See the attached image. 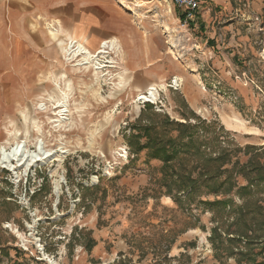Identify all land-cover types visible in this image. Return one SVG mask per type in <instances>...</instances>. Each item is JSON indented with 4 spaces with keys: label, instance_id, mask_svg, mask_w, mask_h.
Instances as JSON below:
<instances>
[{
    "label": "rangeland",
    "instance_id": "obj_1",
    "mask_svg": "<svg viewBox=\"0 0 264 264\" xmlns=\"http://www.w3.org/2000/svg\"><path fill=\"white\" fill-rule=\"evenodd\" d=\"M198 3L186 20L174 0H0V157L14 130L52 155L0 163V264H264V0ZM68 34L93 50L118 39L98 83L61 53ZM145 110L197 125L225 171L190 195L165 185L163 162L129 146ZM227 176L235 186L214 192Z\"/></svg>",
    "mask_w": 264,
    "mask_h": 264
},
{
    "label": "trees",
    "instance_id": "obj_2",
    "mask_svg": "<svg viewBox=\"0 0 264 264\" xmlns=\"http://www.w3.org/2000/svg\"><path fill=\"white\" fill-rule=\"evenodd\" d=\"M148 105L146 104L145 107ZM141 116L145 117L144 122L135 126L137 133L129 137V146L132 148L136 145L138 151L145 149L149 158L159 159L163 162L162 178L165 179V185L171 184L178 193L187 192L190 195L198 191L201 183L207 186L209 182L217 180L219 175L225 171V169L221 170L220 166L212 165L213 162L221 160L222 154L216 155V157L204 155L201 145L205 146V144L198 141V126L188 123L185 117H183L185 122H177L170 120L165 115L146 113V110L141 112ZM172 128L177 130L176 135L169 134V130ZM141 138L144 140L143 142H140ZM180 154L203 158L205 164H202L194 175L191 170L174 166V162ZM261 169H263L262 165L251 167L250 164H244L240 170L260 171ZM224 184L227 186L222 193L229 192L235 186L231 176H227L219 182L213 191L217 192L219 186L223 187ZM217 201L226 204L225 201Z\"/></svg>",
    "mask_w": 264,
    "mask_h": 264
},
{
    "label": "bare ground",
    "instance_id": "obj_3",
    "mask_svg": "<svg viewBox=\"0 0 264 264\" xmlns=\"http://www.w3.org/2000/svg\"><path fill=\"white\" fill-rule=\"evenodd\" d=\"M68 36H69L68 43L65 44L63 40L58 42V46H59L61 53L67 54L69 56V59H72V61L78 60L80 62V60H83L85 64H88L86 67H84L83 70L85 72H90L93 76V80H95V82L98 83L100 81V78L104 76L103 67H105V64H103L104 61H102L101 59L107 57V54L111 51L117 54L121 52L122 46L120 45L118 39L116 37L106 38L103 40V42L100 44L97 50H93V45H86V43H88L87 39L83 43L82 41L75 40L74 37H72V35L70 34H68ZM54 37H55V34H54ZM78 57L79 59L80 58L81 59L79 60ZM112 59L113 58L105 62L114 63ZM78 67L80 68V66ZM65 85L69 88L70 87L69 81H65ZM157 85L161 87L164 86V84L154 83V84H149L146 87V91H148V93L150 94L149 97L153 99H154V96H156V90H157L156 86ZM139 96L140 98L148 97L147 92L144 95L139 93ZM64 98L66 100V97H62L61 99H58L57 101L56 108H60L58 109V112L56 113V115L58 116V119L56 121L58 122L61 119H63L62 116H64L65 112L68 111V108H67L68 106L66 105ZM35 127H37V125H35ZM17 132L18 130H14L13 134H9V137H12L13 139V143L11 145L10 151L9 152L3 151L1 153L2 157H0V163L4 164V167L8 169H13V170L17 169V167L19 166H25V168H27L29 165L34 164L35 162H40L52 156L50 155L49 150H44L42 149L43 147L41 148V144L38 139L35 140L34 142L35 146L38 147V152L30 151L25 145V141L17 138L16 136ZM56 160L59 162L58 164L62 163V156L59 155V157ZM13 161H15L16 164H13ZM61 182H62L61 176L55 179L54 185H55L56 192ZM28 227L32 228L31 224ZM16 234L21 240L25 242L26 241L29 242L30 237L32 235L31 233L30 236L28 237L24 235L23 233H20L18 230H16ZM36 240H35V243H36ZM41 255H42V259H48L50 262L55 263V261L48 254L44 253V251L43 253H41Z\"/></svg>",
    "mask_w": 264,
    "mask_h": 264
},
{
    "label": "built area",
    "instance_id": "obj_4",
    "mask_svg": "<svg viewBox=\"0 0 264 264\" xmlns=\"http://www.w3.org/2000/svg\"><path fill=\"white\" fill-rule=\"evenodd\" d=\"M174 1L176 2L178 6L183 8L184 17L186 20L192 19L194 14L199 9L198 0H174Z\"/></svg>",
    "mask_w": 264,
    "mask_h": 264
}]
</instances>
